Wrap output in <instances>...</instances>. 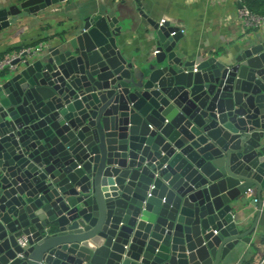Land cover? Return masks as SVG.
Returning a JSON list of instances; mask_svg holds the SVG:
<instances>
[{
    "label": "water",
    "instance_id": "water-1",
    "mask_svg": "<svg viewBox=\"0 0 264 264\" xmlns=\"http://www.w3.org/2000/svg\"><path fill=\"white\" fill-rule=\"evenodd\" d=\"M67 1L0 3V32ZM136 1L153 52L98 8L0 79V264H234L261 237L264 34L189 59Z\"/></svg>",
    "mask_w": 264,
    "mask_h": 264
},
{
    "label": "crops",
    "instance_id": "crops-1",
    "mask_svg": "<svg viewBox=\"0 0 264 264\" xmlns=\"http://www.w3.org/2000/svg\"><path fill=\"white\" fill-rule=\"evenodd\" d=\"M139 1L155 22L166 20L171 26L185 30L180 45L189 59L194 58L199 51L221 54L232 50L234 53L241 47L250 46V41H255L264 34V30L245 32L238 19L239 4L234 0ZM16 2L18 0H0L1 4ZM98 8L106 12L108 10L119 19L129 14L133 16L134 32H137L139 40L147 44L153 52L154 41L152 38L147 41L146 37L151 34V27L138 16L136 0H69L37 15L23 14L16 23L4 29L1 33L6 36L0 39V59L40 42L49 44L52 38L63 36L81 14L94 13ZM133 46L134 44L129 45V48L133 49ZM5 73L0 75V79ZM262 258L264 228L261 237L249 247L248 253L234 264H258Z\"/></svg>",
    "mask_w": 264,
    "mask_h": 264
},
{
    "label": "built area",
    "instance_id": "built-area-1",
    "mask_svg": "<svg viewBox=\"0 0 264 264\" xmlns=\"http://www.w3.org/2000/svg\"><path fill=\"white\" fill-rule=\"evenodd\" d=\"M235 2H237L238 4H241L242 7L239 8L238 10V19L240 21V24L242 26V28L245 30V32L248 31H262L264 30V16L258 15L253 13L248 7H246L243 4V0H234ZM164 23H166V20H162L160 22L161 25H163ZM178 31L181 33H185V30L183 29H179ZM176 33H173V35H175ZM45 43L40 42L38 44L29 46L28 48L22 50L21 52H18L14 55H10V56H5L4 58L0 59V75L3 74L4 72L9 71V70H14L16 68V66L13 64L14 61L19 58L24 52H28V53H37L40 52L44 49L45 47ZM247 196L252 197L253 195V189H248L246 192ZM254 202L258 203L260 201V199L262 200V207L264 208V192L262 193L261 198H257L254 197ZM215 234H218L217 231H215ZM19 242L21 245L26 246L27 245V238L25 236H22L19 239ZM258 264H264V258H262Z\"/></svg>",
    "mask_w": 264,
    "mask_h": 264
},
{
    "label": "trees",
    "instance_id": "trees-1",
    "mask_svg": "<svg viewBox=\"0 0 264 264\" xmlns=\"http://www.w3.org/2000/svg\"><path fill=\"white\" fill-rule=\"evenodd\" d=\"M243 4L253 13L264 16V0H243Z\"/></svg>",
    "mask_w": 264,
    "mask_h": 264
},
{
    "label": "rangeland",
    "instance_id": "rangeland-1",
    "mask_svg": "<svg viewBox=\"0 0 264 264\" xmlns=\"http://www.w3.org/2000/svg\"><path fill=\"white\" fill-rule=\"evenodd\" d=\"M2 32V31H1ZM0 32V39L4 38L6 35H4L3 33ZM7 71V70H6Z\"/></svg>",
    "mask_w": 264,
    "mask_h": 264
}]
</instances>
